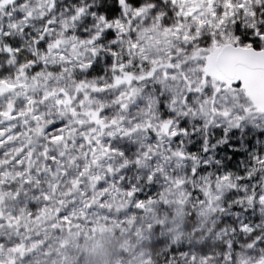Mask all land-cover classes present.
Listing matches in <instances>:
<instances>
[{
	"label": "snow or ice",
	"instance_id": "obj_1",
	"mask_svg": "<svg viewBox=\"0 0 264 264\" xmlns=\"http://www.w3.org/2000/svg\"><path fill=\"white\" fill-rule=\"evenodd\" d=\"M240 157L264 162V0H0V264H73L126 199Z\"/></svg>",
	"mask_w": 264,
	"mask_h": 264
},
{
	"label": "clouds",
	"instance_id": "obj_2",
	"mask_svg": "<svg viewBox=\"0 0 264 264\" xmlns=\"http://www.w3.org/2000/svg\"><path fill=\"white\" fill-rule=\"evenodd\" d=\"M240 159L244 176L205 183L186 174L183 185L152 193L143 209L126 199L91 236L99 246L87 264H264V162L249 168Z\"/></svg>",
	"mask_w": 264,
	"mask_h": 264
},
{
	"label": "rangeland",
	"instance_id": "obj_3",
	"mask_svg": "<svg viewBox=\"0 0 264 264\" xmlns=\"http://www.w3.org/2000/svg\"><path fill=\"white\" fill-rule=\"evenodd\" d=\"M99 246V243L87 233L77 237L69 248L73 264H87L89 255Z\"/></svg>",
	"mask_w": 264,
	"mask_h": 264
}]
</instances>
